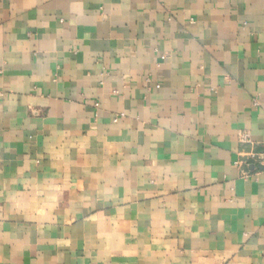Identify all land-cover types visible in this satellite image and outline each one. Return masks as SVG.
Here are the masks:
<instances>
[{
  "label": "crops",
  "instance_id": "crops-1",
  "mask_svg": "<svg viewBox=\"0 0 264 264\" xmlns=\"http://www.w3.org/2000/svg\"><path fill=\"white\" fill-rule=\"evenodd\" d=\"M252 148L264 0H0V264H264Z\"/></svg>",
  "mask_w": 264,
  "mask_h": 264
},
{
  "label": "built area",
  "instance_id": "built-area-1",
  "mask_svg": "<svg viewBox=\"0 0 264 264\" xmlns=\"http://www.w3.org/2000/svg\"><path fill=\"white\" fill-rule=\"evenodd\" d=\"M95 106H98V103H95ZM123 115H124L123 113L115 114L111 117V120L113 122H117L119 117H122ZM239 138H240L241 142H247V143L251 144V141H250L247 133L241 132L239 134ZM240 155L243 156L244 158L236 160L235 161L236 165H240L241 163H243V161H246V160H253V161L259 163L261 166H264V151L263 152H256L252 148L246 152H241Z\"/></svg>",
  "mask_w": 264,
  "mask_h": 264
}]
</instances>
